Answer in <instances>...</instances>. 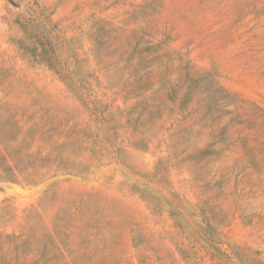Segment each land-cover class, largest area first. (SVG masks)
<instances>
[{
	"label": "rangeland",
	"instance_id": "374dc122",
	"mask_svg": "<svg viewBox=\"0 0 264 264\" xmlns=\"http://www.w3.org/2000/svg\"><path fill=\"white\" fill-rule=\"evenodd\" d=\"M0 264H264V0H0Z\"/></svg>",
	"mask_w": 264,
	"mask_h": 264
}]
</instances>
